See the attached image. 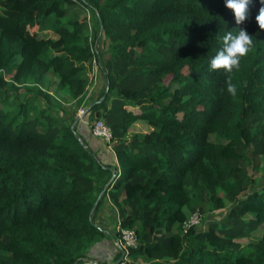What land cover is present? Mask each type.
<instances>
[{
  "label": "trees",
  "instance_id": "16d2710c",
  "mask_svg": "<svg viewBox=\"0 0 264 264\" xmlns=\"http://www.w3.org/2000/svg\"><path fill=\"white\" fill-rule=\"evenodd\" d=\"M261 6L252 0L237 25L225 0H0V102L13 110L0 106V264L115 263L124 250L104 211L138 237L117 264H264ZM68 7L91 12V35L84 20L62 21ZM240 29L249 54L231 73L212 70L223 36ZM93 60L102 90L87 112L111 130L108 163L75 113L54 106L46 76L82 99ZM204 206L226 214L184 232ZM106 238L114 257H92Z\"/></svg>",
  "mask_w": 264,
  "mask_h": 264
},
{
  "label": "rangeland",
  "instance_id": "374dc122",
  "mask_svg": "<svg viewBox=\"0 0 264 264\" xmlns=\"http://www.w3.org/2000/svg\"><path fill=\"white\" fill-rule=\"evenodd\" d=\"M71 16L77 18L78 21H86L87 23V28L85 29V33L88 35H91L92 28L94 27L93 24V16L89 10H85L82 7H68V17L63 18V22H66ZM41 37H53L55 38L56 35L55 33L50 30V29H45L40 32L39 34ZM90 71V74L87 76L88 78V84L86 86V94L83 96L82 99L76 100L74 98H71L68 94L67 91L64 90H57V83L59 81L58 77L52 73L48 72L47 73V78L51 81V85L49 87V92L53 95L54 100L58 103H56L54 100L52 103L54 106H58L60 108H63V114L64 115H70L75 113L76 117L78 118V124H84L88 127L89 129V137H86L85 139L89 142V144L93 147V149L96 151L99 157L104 162H112L114 160V155L112 151L110 150V147L108 144L101 138L96 137L92 135L90 131V125L91 123L94 122V118H91L90 114L87 112V108L89 107L90 103L94 100H96L102 90V82H101V77L100 73L98 70V67L96 65V62L93 61V66ZM187 73V71H185ZM101 82V83H100ZM59 104V105H57ZM35 105L39 108H44L46 106V103L44 100L38 101L35 103ZM0 106L2 108L7 109V112L13 113V110H11L12 107H9V104L6 103H1ZM82 111L80 114L79 111ZM55 110H50L51 115H55ZM61 112H59L60 114ZM31 115H35L32 113ZM250 156V153H249ZM260 161L264 163V159L261 157ZM261 172L255 174V185L264 183V164L261 166ZM246 194H242V196H245ZM204 213L201 214L200 221L199 223L195 226L197 228H203L206 227L207 223L210 222L211 220L218 219V218H223L226 214L225 209H210L209 206H204L203 208ZM190 214V213H189ZM188 214V215H189ZM102 220L105 219V221L109 222V227H108V233L111 235H115L117 232V226L114 225V220H111L110 217L107 215V213H102L101 216ZM100 220H98L99 222ZM261 234V231H258L256 234H253V237L251 236L250 238H241L238 239L237 241L240 242L242 245H246L249 241L256 240L257 236ZM118 239V237L116 238ZM115 243L112 239H103L99 240L98 242L94 243L91 247L89 246L88 253L95 258H98L99 260H104L103 253H110L112 254L113 250L116 252L115 249ZM117 247V246H116ZM114 252L110 257H114ZM109 258V257H108Z\"/></svg>",
  "mask_w": 264,
  "mask_h": 264
},
{
  "label": "clouds",
  "instance_id": "9594fccd",
  "mask_svg": "<svg viewBox=\"0 0 264 264\" xmlns=\"http://www.w3.org/2000/svg\"><path fill=\"white\" fill-rule=\"evenodd\" d=\"M260 3L262 6L259 8L255 20L259 29L264 30V0H260ZM251 6L252 0H225V7L231 10L237 25L248 19ZM222 40L223 46L211 59L210 68L212 70L223 69L225 72L231 73L233 69L240 67L241 58L249 54L253 47V37L246 30L240 29L236 35H233L231 31L226 32ZM227 92L233 97L238 93V87L231 79L227 81Z\"/></svg>",
  "mask_w": 264,
  "mask_h": 264
},
{
  "label": "built area",
  "instance_id": "2783aa9c",
  "mask_svg": "<svg viewBox=\"0 0 264 264\" xmlns=\"http://www.w3.org/2000/svg\"><path fill=\"white\" fill-rule=\"evenodd\" d=\"M79 112L82 114L81 110ZM90 131L92 135L103 139L106 143H109L112 137L110 128L101 118L94 119V122L90 125ZM200 217L201 215L198 212L191 213L189 217L183 222L182 230L186 232L188 228L196 226L200 221ZM117 233L118 244L124 250V256H126L128 250L130 248L136 247L138 244V237L133 229L121 227L119 224L117 225Z\"/></svg>",
  "mask_w": 264,
  "mask_h": 264
},
{
  "label": "crops",
  "instance_id": "0c3cea01",
  "mask_svg": "<svg viewBox=\"0 0 264 264\" xmlns=\"http://www.w3.org/2000/svg\"><path fill=\"white\" fill-rule=\"evenodd\" d=\"M101 82H102V79H101ZM100 82V83H101ZM78 130H79V132L86 138V137H89V129H88V127L86 126V125H84V124H78ZM112 254H113V252H112ZM112 254H110V253H103V256L105 257H110ZM96 259H98V258H96ZM106 260V259H105ZM96 262H97V260H96Z\"/></svg>",
  "mask_w": 264,
  "mask_h": 264
},
{
  "label": "water",
  "instance_id": "95a60500",
  "mask_svg": "<svg viewBox=\"0 0 264 264\" xmlns=\"http://www.w3.org/2000/svg\"><path fill=\"white\" fill-rule=\"evenodd\" d=\"M124 254H125V252L123 251L122 252V255L120 256V258L115 263H113V264L119 263L124 258ZM92 264H98V263L96 261H93Z\"/></svg>",
  "mask_w": 264,
  "mask_h": 264
}]
</instances>
